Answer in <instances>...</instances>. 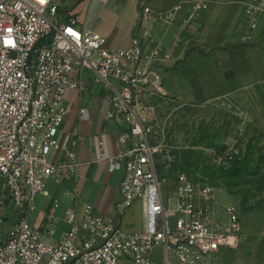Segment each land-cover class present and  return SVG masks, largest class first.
<instances>
[{
	"label": "built area",
	"instance_id": "built-area-1",
	"mask_svg": "<svg viewBox=\"0 0 264 264\" xmlns=\"http://www.w3.org/2000/svg\"><path fill=\"white\" fill-rule=\"evenodd\" d=\"M149 1L138 0L130 47L116 50L107 47L105 37L82 31L75 16L62 19L53 0H0V226L13 222L0 239V264H226L223 251L238 248L240 209L219 204L207 180L178 172L173 195L162 193L149 142L155 113L143 101L163 92L158 71L163 48L154 28L143 25L168 26L180 8L155 14ZM263 7L264 0L249 6L251 29ZM75 71L97 75L110 94L106 118L128 126L118 136L124 151L101 152L99 162L110 172L124 170L118 209L122 215L141 203L140 232L121 231L89 205L81 217L66 211L70 229L58 242L44 240L57 224L53 213L40 227L28 222L35 197L47 194V181L77 173L73 150L63 153L62 163L53 159L60 149L65 93L79 88L71 79Z\"/></svg>",
	"mask_w": 264,
	"mask_h": 264
},
{
	"label": "crops",
	"instance_id": "crops-1",
	"mask_svg": "<svg viewBox=\"0 0 264 264\" xmlns=\"http://www.w3.org/2000/svg\"><path fill=\"white\" fill-rule=\"evenodd\" d=\"M53 1L58 4L62 19L75 16L82 31L105 37L108 48L130 47L137 28L138 0ZM252 2L150 0L149 7L155 14L176 6L180 9L168 26H143L154 28L153 33L162 44L158 69L162 88L187 105L230 103L249 127L264 134V7L251 29L247 10ZM198 4L203 7L197 9ZM243 37L248 40L243 41ZM71 79L79 88L65 93L66 115L58 133L60 149L53 159L62 163L63 153L73 150L77 173L68 180L49 179L47 194L35 197L34 209L27 214L28 222L40 227L46 216L53 213L57 224L44 240L58 242L70 229L65 221L66 211L73 210L81 217L84 207L89 205L95 214L111 219L121 231L140 232L144 228L141 203L127 207L122 215L118 209L124 170L110 172L106 163L99 162L101 152L116 156L124 151L118 144V136L128 132V126L106 118L110 94L93 71H75ZM109 81L119 85L113 79ZM135 206L141 208L137 217ZM12 226L11 221L10 229ZM240 238L236 250L223 251V261L264 264V205L259 210L243 211Z\"/></svg>",
	"mask_w": 264,
	"mask_h": 264
},
{
	"label": "rangeland",
	"instance_id": "rangeland-1",
	"mask_svg": "<svg viewBox=\"0 0 264 264\" xmlns=\"http://www.w3.org/2000/svg\"><path fill=\"white\" fill-rule=\"evenodd\" d=\"M143 104L153 108V133L149 137L156 150L155 166L159 173L162 193L170 198L176 190V174L184 170L187 158L193 163L188 176L205 179L215 187L220 204H233L243 210L240 203L249 198V204L264 205V134L249 127L240 112L230 103L214 102L205 105H187L178 102L166 88L162 93L149 95ZM252 149V152L249 149ZM251 156L260 170L255 176L243 174L235 186L228 190L223 179L237 157ZM256 165V164H255ZM137 217L141 208L135 206ZM11 223L0 226V239ZM160 258V254H156Z\"/></svg>",
	"mask_w": 264,
	"mask_h": 264
},
{
	"label": "trees",
	"instance_id": "trees-1",
	"mask_svg": "<svg viewBox=\"0 0 264 264\" xmlns=\"http://www.w3.org/2000/svg\"><path fill=\"white\" fill-rule=\"evenodd\" d=\"M249 151L252 152V149L250 148ZM240 157H237L236 160L233 162L231 169L227 171L226 174L222 176L223 179H231L233 183L226 182L225 186L228 190H230L232 187H236L235 183L236 181H239L242 178L243 174H247L248 176H255L257 175L260 168L258 167V164H261V160L254 161L251 156L244 157L241 160H238ZM256 164V165H255ZM193 163L190 161L189 158L185 160L184 170L186 173H189L190 169L192 168ZM156 172L159 176L158 170L156 168ZM188 175V174H187ZM240 207L244 212L247 211H254L259 210L262 208V204L260 202H257L255 204H249V198H244L241 203Z\"/></svg>",
	"mask_w": 264,
	"mask_h": 264
}]
</instances>
